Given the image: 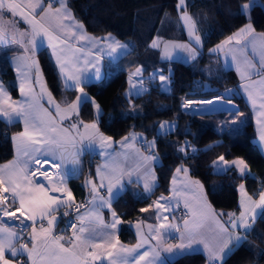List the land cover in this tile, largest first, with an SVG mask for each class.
I'll return each mask as SVG.
<instances>
[{
	"label": "snow or ice",
	"instance_id": "snow-or-ice-1",
	"mask_svg": "<svg viewBox=\"0 0 264 264\" xmlns=\"http://www.w3.org/2000/svg\"><path fill=\"white\" fill-rule=\"evenodd\" d=\"M254 3L255 0H253ZM54 4H59V7H54ZM177 7L184 9L181 20L184 21L188 29L190 39L194 38L195 44L199 46L201 38L195 34V21L187 14L185 0H179ZM249 7L250 4L246 3L242 5V10L247 11ZM6 12L13 18L19 16L29 25V30L19 32V29H14V32L19 33V38L16 35L9 36L6 24L10 26L15 21L8 20L6 22ZM65 21L71 23H65ZM254 31L249 23L211 51L223 52L226 58H231L240 74L242 81L240 87L247 93L254 110L257 108V99L254 98L251 89L256 84L260 85L258 96L261 111L258 114L264 115V34L257 38ZM248 37L252 38L247 39ZM257 39H259V44H257ZM242 40L245 41L243 44ZM44 41H47L48 47L52 48V54L56 57L65 87L73 88L80 93L75 101L66 103L63 108L59 103H55L51 93L47 92L46 86L42 83L38 61L34 59L37 49L42 46ZM79 41L87 43L74 47L73 42L78 43ZM101 41L104 42L103 46H101ZM233 41H235L236 47H229ZM2 44H18L23 49L24 54L15 57L14 62L20 79V93L24 100L18 103L10 102L11 97L4 89L3 84L0 83V117L5 118L8 123H12L14 120L22 121L24 130L12 138L18 145L17 159L9 165L0 166V264H11L10 260L6 259V251L12 257L26 253L31 264H93L95 261H99L100 264H142V262L143 264H171V262L161 259L162 252L179 256L201 249L206 255L207 264H226V259L233 251V247H238L246 240L247 233L253 227L256 219L258 217L264 219V192L259 194L258 201L253 200L251 196L247 195L244 185L241 184V211L239 216L235 213H228V226H226L218 218L224 213H216L207 204L206 198L203 197V186L199 184V181L188 180L185 189L191 191L190 186H194L200 192L197 197L200 202L199 206L193 208L188 198H185L184 208L188 210L185 216H190L191 219H183L182 230L181 226L176 223H167L169 218L161 214L162 210L174 213L180 204L178 197L182 194L187 197V192L182 193L175 187L177 176L181 172L185 176L188 173V168L181 165L176 168V175L173 176L172 198L169 199L162 195L154 202V205H149L150 208L154 206L156 209L157 223L155 225L148 224V231L144 233L141 230L143 222H138L136 224L138 242L131 247L121 244L117 235L121 220L112 211V220L110 223H106L102 216V210L105 208L111 210L113 201L123 194V176L127 175L128 182L131 183L133 173L145 166L137 162L134 168H122L121 163L123 162L118 157L123 156L124 161H127L130 154L107 151V149L113 148L112 139L99 132L97 122L84 124L74 121L68 127H64L63 122L71 120L73 115L78 117L80 105L88 102H91L95 107L97 120L99 119L100 107L94 100L90 101L82 85L102 79L98 64L103 54L112 56L118 49H127L128 46L121 44L111 35L102 38L86 35L83 25L74 21L67 6V0H47L46 6L45 0H0V45ZM151 46L159 48L160 41L154 40ZM249 47H251L253 55H256L257 49H259V68L248 56L247 49ZM58 49L60 53L70 50L72 52L71 59L67 56L62 58L58 54ZM93 49H95V53ZM175 50L186 52L192 60H195L198 55L196 49L190 44L164 42L161 58L172 60ZM238 54L242 59L238 60ZM90 56L93 59H89ZM241 63L244 65L243 70ZM70 69H74L75 74ZM33 70H35V83L40 85L39 96L36 95L33 87ZM157 75L161 82L168 79L163 75L162 70L159 73L154 72L150 79H155ZM253 75L260 76V79L253 81ZM134 77H142L141 68L138 67L135 72L129 75V95H139L145 90L142 87L143 80L134 82ZM45 95H47L48 103L54 109L55 116L40 102ZM217 99H223V97ZM213 103V100H184L182 107L187 109L193 104L211 105ZM81 126L84 129L83 132L80 131ZM172 127L174 126L164 122L160 125L159 131L161 134H165L171 131ZM138 139H140L138 134L130 133L119 144L122 149H131ZM261 140L264 141V135L261 136ZM97 144L101 149L99 155L105 157V163L102 167L97 168L96 174L101 180L100 188H106L108 195L107 198L100 195L93 181L85 182V187L91 186V198L87 201V210L81 213L80 209L86 206H76L77 217L75 221L68 223L65 231L72 229V232L65 240L63 234L56 235L53 231L59 223L56 214L60 212L61 208L71 207L73 197L71 191L66 187L67 181L78 173L80 157L86 151L95 148ZM154 147V140L148 142L149 149ZM178 150L187 155L184 146ZM139 151V149H135L136 154H139ZM193 151L195 150L193 149ZM139 159L157 161L158 157L150 153L147 156H139ZM218 160L224 166L221 167L214 162L220 172H227L232 166H235L242 176L248 174V165L243 160L229 162L223 156H220ZM70 165L71 167H69ZM52 168L58 169L54 173L56 179L49 176V171ZM37 173L44 177L48 183L33 179ZM143 178L144 192L152 193L155 187L154 172L145 167ZM105 180L108 181L107 184L104 183ZM56 193H64L66 198L56 195ZM140 211L146 212L148 209L144 208ZM68 215H70L68 211L63 212V216ZM3 217L19 220V225L6 226L3 223ZM20 217H24V219H20ZM173 220H175L174 215ZM28 221L31 223L29 224ZM209 221L215 226L214 229L208 227ZM45 222L47 227H45ZM16 228H19V231ZM28 228H31V233L27 242L19 243L24 239L23 233ZM240 229L244 230L243 233L239 231ZM173 232L179 233L180 243H167L168 239H175L172 235ZM208 232H212V235L209 236ZM152 241L156 242L155 245L152 244ZM18 243L19 247H17ZM29 244H31V248H29ZM146 245L147 248H145ZM141 249L144 250L141 251Z\"/></svg>",
	"mask_w": 264,
	"mask_h": 264
},
{
	"label": "trees",
	"instance_id": "trees-1",
	"mask_svg": "<svg viewBox=\"0 0 264 264\" xmlns=\"http://www.w3.org/2000/svg\"><path fill=\"white\" fill-rule=\"evenodd\" d=\"M245 1L187 0L186 8L202 36L203 48L195 60L186 61L162 59L159 48L151 46L156 36L188 39L177 7L178 0H68L75 16L88 31L95 35L112 32L130 44V49L119 58L109 74L83 85L91 95L90 101H97L101 106L98 120L101 130L116 138L136 130L147 139H156L155 151L160 160L155 165L158 174L155 190L144 194L135 182H131L113 201L124 218L120 234L127 243L137 240L127 220L144 216L140 210L152 197L169 193L174 171L181 165H187L189 172L202 181L210 201L222 211L240 207V183L245 184L254 198L264 188V154L253 141L256 131L251 108L237 88L229 83L225 68L220 64L207 67L208 62L216 61L211 47L249 20L255 29L264 31V0L252 4L249 13L242 10ZM13 53V47L0 46V76L12 95L18 96L16 75L10 62ZM37 54L54 94L62 96L66 91L68 98H72L76 90L64 88L48 50L40 48ZM138 67L147 81V90L140 95L127 96L129 74ZM158 70L169 74L170 91L162 89L157 76L150 79ZM227 87L236 90L224 93ZM217 97L234 101L236 107L225 109L219 99L214 110L209 112L180 107L182 99L198 101ZM79 114L84 120L94 119L95 107L91 102L82 103ZM170 120L175 121V126L161 134V122ZM20 128L18 122L8 123L0 117V162L14 155L12 134ZM181 146L186 148L187 155L178 150ZM220 156L242 157L249 164L250 172L242 176L236 168L227 172L215 171L214 162ZM86 173H93L92 166L89 169L84 167L79 178L70 180L77 194L83 190ZM168 262L206 264L207 260L202 252L195 251ZM226 264H264V219H256L246 240L233 247Z\"/></svg>",
	"mask_w": 264,
	"mask_h": 264
},
{
	"label": "crops",
	"instance_id": "crops-1",
	"mask_svg": "<svg viewBox=\"0 0 264 264\" xmlns=\"http://www.w3.org/2000/svg\"><path fill=\"white\" fill-rule=\"evenodd\" d=\"M46 4H47V0H45V6H46ZM53 6L54 7H59V4H54ZM67 6H68L69 10L71 11L72 16L74 17V21L77 22V23H79V24H82L83 25V29H84V32L86 33V35L91 36V37H96V38H102V37H106V36L111 35L112 37L115 38V40L119 41L121 44H125V45L128 46L127 49H118L116 53H113L112 54V56H108L107 54H103L101 56V58L99 60L98 66L101 69V77L104 78L107 74H109L110 70L113 67H116L117 61L119 60V58L122 57L130 49L129 42L127 40H125V39L119 38L115 33H112V32L103 33V34H100V35H95V34L91 33L90 31L87 30L85 24L82 21H80L75 16L72 8L68 4V0H67ZM188 15L191 16L190 13H189V11H188ZM8 20H14L15 21V23L12 24V25H10V26L6 24L7 34L9 36L16 35L17 38H19V33L14 32V29H19V32H25V31L29 30V25L26 24L19 16L13 18V17H11V15L9 13L6 12V14H5V21L7 22ZM65 23H71V22L70 21H65ZM247 24H249V22H246L244 25H242L240 28L236 29L229 36H227L224 39H222L219 42H217L212 47V49L216 48L217 45H221L224 41L227 40L228 37L233 36L234 33H237L241 28H243ZM183 25H184V22H183ZM252 27L255 30L254 31L255 37L259 38L261 34H264V31L255 29V27L253 25H252ZM195 29L197 30L196 24H195ZM187 36H188V34H187ZM251 38L252 37H248L247 39H251ZM188 39H189V37H188ZM153 41H154V39H153ZM153 41H152V43H153ZM244 42H245L244 40L241 41L242 44ZM86 43H87L86 41H79L78 43L73 42V45H74V47H79L80 45L86 44ZM202 43H203V40H202ZM103 44H104V42L101 41V46H103ZM257 44H259V39H257ZM0 46H2V47H13L14 48V53L10 56V62H11V65H12V67L14 69V72H15V75H16V80H17L18 90H19L18 96L12 95V92L10 91V89L7 86V84L5 83V81L1 78V76H0V83L3 84L4 89L8 92L9 96L11 97V101L10 102H16V103L21 102V101L24 100V97H22L21 96V93H20V79H19L18 73L16 71V65H15V62H14V58L17 57V56L23 55L24 54L23 49L18 44H2ZM61 47H63V46H61ZM229 47H236L235 41H233L232 44L229 45ZM40 48H46L48 50V52L50 53L52 59L55 62V65L57 67V70H58V73H59V76H60V68L57 65L56 57L53 56V54H52V48L48 47L47 41H44V43L42 44V46L39 47L37 49V51ZM37 51L35 53L34 59L36 61H38V66H39L40 73H41V77H42V83L46 86L47 92H50L51 93L52 98L55 101V103H59L61 105V107L63 108L66 103H71V102L75 101L76 100V96L79 93L77 90H76L75 95L72 98H68V93H66V91H64V93L62 94V96H57L56 94H54V92L51 90V88L49 87V85H48V83L46 81V78H45V75H44V70H43L42 65H41V63L39 61ZM247 51H248L249 58L252 59L253 62L256 63L257 68H259L260 67V65H259V59L260 58H259V54H258L259 49H257V54L256 55H253L251 47H249L247 49ZM93 52L95 53V49H93ZM212 53L214 54V57L215 58H216V56H218L219 60L225 65L226 70H227V74H228V77H229V83L237 88L238 92L244 97V99L247 101L248 105L250 106L251 111H252V115H253V120H254V127H255V131H256L255 132V136L253 137V141L256 143V145L259 147V149L261 150V152L264 154V141L261 140V136L264 135V115H259L258 114V112L261 111L259 109V96H258V93H259V90H260V85L259 84H256L251 89L253 91L254 98L257 99V108H256V110H254L253 107H252L251 101H249V99H248L247 93H245L244 90L240 87V85L242 83L241 78H240V74L237 72L236 65L232 63L231 58L230 57H227L226 58L223 52H219V53L212 52ZM58 54L62 58H64L65 56H67L69 59H71V57H72V52L70 50H68V51H66L64 53H60L59 52V49H58ZM29 55H31V53H29ZM77 55H80V53H77ZM89 59H93V57L90 56ZM240 59H242V58L238 54V60H240ZM241 69L242 70L244 69V65L242 63H241ZM70 70L73 71V73L75 74V70L74 69H70ZM131 73H133V72H131ZM34 76H35V70H33V87L35 89L36 95L39 96V94H40V85L35 83ZM60 78H61V76H60ZM128 79H129V77H128ZM140 79L143 80L142 87L145 89L144 91H142L140 93V94H142V93H144L147 90L148 84H147L146 79H144L143 74H142V77H134L133 78L134 82L135 81H138ZM259 79H260V76H257V75H253L252 76V80L253 81H258ZM61 80H62V84H63L64 88H66L63 79H61ZM93 81H95V80H93ZM69 83H72V82L69 81ZM160 84H161V81H160ZM137 86L139 87L140 85L138 84ZM161 87H162V85H161ZM66 89H73V88H66ZM162 89H163V87H162ZM129 90H130V85L128 83V86H127V89H126V95L127 96H132V95H129L128 94L129 93ZM164 90L165 91H170V83H169V88L168 89H164ZM84 91L87 93V96L88 97H91V95L85 89H84ZM227 95H230V94H227ZM221 101L227 103L226 104L227 107H230V108H235L236 107V103L234 101H232V100H224L223 99ZM40 102H41V104L43 105L44 108H47L49 111H52L53 112V115L55 116V112H54V109H53L52 105H50L48 103L47 95H45L44 98H43V100H41ZM5 107H7V105H5ZM80 107H81V105H80ZM79 113H80V108H79ZM95 113H96V109H95ZM100 113H101V108H100ZM98 120H97V117H95L94 119H91V120H84V119H82L80 117V114H79L78 117H76L75 115H73L72 118H71V120H65L63 122V126L64 127H68L69 124L71 122H74V121H80V122H83L84 124H91L93 122H97L98 128H99V132L102 133L105 137H111V139H112L113 148L112 149H107V151H109V152L115 151L116 153L128 152L130 154L129 155V158L127 159V161H124V157L123 156L118 157V159L123 162V163H121V167L122 168H125V169H127V168H134L135 167V164L137 162H139L140 164L144 165L146 168H150L154 172V174H155V187L153 189V191H154L155 188H156V185L158 183V174L156 172L155 165L159 162L160 157H159L158 153L155 151V147L152 148V149H149L148 148V142H152L154 140L155 141V145H156V139L155 138H149V139H147L139 131H136V130H132V131H130V132H128V133H126V134H124V135L116 138V137L112 136L111 134H108V133L102 131L101 128H100V126H99V121ZM13 122H18L21 125V128L12 134V138L17 133L22 132L24 130V125H23V122L22 121L14 120ZM164 122H168L170 125L175 126V121L174 120L163 121V122H161V124L164 123ZM159 128H160V126H159ZM80 131L81 132L84 131V129H83L82 126L80 127ZM130 133H136V134H138V136L140 137V139H138L133 144V147L131 149H122L121 146H120V144H119V142L124 137L129 136ZM77 139H79V137H77ZM12 144H13V149H14V155L11 158H9V159H7L5 161H1L0 162V166L9 165V164H11L12 162H14L17 159V147H18V145L16 143H14L13 139H12ZM135 149H139L140 150L139 151V154H136L135 153ZM100 151H101V149H100L99 145L97 144L95 148L90 149L89 151H86L80 157V165H79L78 173L75 176H73L72 178L68 179L67 185H66L67 189L70 190L71 193H72V197H73L72 202H74L80 195L81 196H84L88 200L91 198V196H90L91 186H89V187H85L84 186L85 185V182L87 180L93 181L96 184V186H97V188L99 190V194L102 195V196H104L105 198H107V195L108 194H107L106 188H100L101 180H100V178L96 174L97 168L98 167H102L104 165V163H105V157L99 155V152ZM150 153L151 154H154L156 157H158V160L157 161H143V160H140L139 159V156H147ZM229 159H231V158H229ZM90 166H92V168H93V173H91V174L86 173L83 176V190H82V192L80 194H77L73 190V188L71 187L70 180L73 179V178H79L80 175H81V173H82L83 168L84 167H87V169H89ZM36 167H39V165H36ZM45 167H47V165H45ZM69 167H71V165ZM145 167L140 168L138 172H134L133 175L131 176V180H132V182H135L140 187L141 191L144 194H149V193H145L144 192V178H143V175H144ZM184 167H186V166H184ZM186 168H188V167H186ZM231 168H235V166H232ZM57 171H58V169H55V168L50 169L49 176L52 179H56L54 173H56ZM248 172H250V171H248ZM174 175H176V170L174 171L173 176ZM138 178H140L139 179V182H137V179ZM33 179L42 181L45 184L48 183V181H45L44 180V177L40 176L39 173H37L36 176L33 177ZM172 180H173V177H172ZM188 180H191V181H199V184L203 186V189H202V191H203V197L206 198L207 204L210 205L211 206V209L214 210L216 213H224L223 216L218 217V218L221 220L222 223H225L226 226H228L227 225V221H228V215L227 214L228 213H235V214H237V213H239L241 211V208L240 207L237 210H228V211H222L221 209L216 208L212 204V202L210 201V199H209V197H208V195L206 193V190L204 188L203 183L197 177H195L194 175H192L189 172V169H188L187 176H185V174L183 172H181L177 176V183H176L175 187L177 188V190H181L182 193L183 192H187V197H185L183 194L180 197H178V199L180 200V204L179 205H184V199L185 198H188L189 203H190V205L193 208H196V207L199 206V203L200 202L198 201L197 197L200 195V192L194 186H190L192 188L191 191L186 190L185 189V184H187ZM128 181H129V177L127 175H124L123 178H122V183L124 184V190L130 184ZM104 183L107 184L108 181L105 180ZM172 188H173V184H172V181H171V187H170L169 193H167V194H161V195L152 197L150 199V201L146 205H144L142 207V209H144V208H147L148 209V211L144 212V216H137V217H134V218H129L127 220V222L129 223V225H131L133 227L135 233L137 232L136 224L138 222H143L141 224V230L144 233H147V231H148V229H147V225L148 224L155 225L157 223V220H156V209H155L154 206L150 208L149 205H154V202L159 197H161L162 195L165 196V197H168L169 199H171L172 198V191H171ZM263 189H262V191H263ZM245 192L247 193L248 196H251L253 198V200H256V201L259 200V196L257 198H254L247 190H245ZM56 195H62V196H65V198H66V194H64V193H56ZM240 196H242L241 191L239 192V201H240ZM161 203H164V201H161ZM16 206H18V205H16ZM85 206L86 207H83L82 210L80 211L81 213H83L84 211L87 210V206L88 205L86 204ZM60 210H61V213L60 214H58V213L56 214L58 216L59 223L54 228L53 231H54V233L56 235L63 234L65 236V240H66L68 238V236L71 235V234L67 235V234L64 233V224H63V221H64V219L67 216H63V212L66 211V208H61ZM112 211H114L116 213L117 217L121 220V223L118 225V232H117V235H118V238H119L120 243L123 244V245H125V246H129V247L134 246L138 242V238H137V240L134 243H127L121 237L120 232H121L122 224L124 223V218L121 215V213L115 208V206H114L113 203H112V206H111V210H109L108 208H105V209L102 210V216H103L104 221L106 223H110L111 222V220H112V215H111ZM161 214L168 216L169 219H168L167 223H176V224H178V225L181 226V230H182L183 220L181 222H179L177 219L173 220V213L172 212H169V211H163L162 210ZM17 216H19V213H17ZM20 218L24 219V217H20ZM186 218L191 219L190 216H187ZM3 223L6 226H13V227H15L17 225V224L11 223L5 217H3ZM28 223L30 224L31 222L28 221ZM45 227H47V223L46 222H45ZM208 227L211 228V229H214L215 228V226L213 224H211L210 221H209ZM37 228H39V225H37ZM16 230L19 231V228H16ZM239 231L241 233H243L244 230L243 229H240ZM30 233H31V228H28L27 230L24 231L23 234L26 235L27 237H29L30 236ZM172 235L175 237V239H171L170 238V239H168L167 243H171V244L180 243L179 233L173 232ZM208 235L211 236L212 235V232H208ZM24 242H26L24 239L21 240V241H19V243H24ZM19 243L17 244V247H19ZM155 243H156L155 241H152V244L153 245H155ZM29 248H31V244H29ZM145 248H147V245L145 246ZM143 250L144 249H141V251H143ZM198 251H200V252L203 253L202 249L201 250H198ZM176 257L177 256L172 255V254H169V253H164V252L161 253V259L164 260V261H166V262H168V261H170V260H172V259H174ZM205 257H206V255H205ZM6 259L10 260L11 264H31V261L28 260L26 253L24 255H18L17 257H12L6 251ZM93 264H100V262L99 261H95V262H93ZM142 264H143V262H142Z\"/></svg>",
	"mask_w": 264,
	"mask_h": 264
},
{
	"label": "rangeland",
	"instance_id": "rangeland-1",
	"mask_svg": "<svg viewBox=\"0 0 264 264\" xmlns=\"http://www.w3.org/2000/svg\"><path fill=\"white\" fill-rule=\"evenodd\" d=\"M256 1H261V0H255V2ZM186 2H187V0H185V5H186ZM178 3H179V0H178ZM250 4V7H251V5L253 4V0H246L245 2H243V4L242 5H244V4ZM250 7H249V9H250ZM249 9L247 10V11H245L246 13H249ZM184 11V9H180V14L182 15V12ZM186 11H187V14H188V10H187V8H186ZM184 22V21H183ZM249 23H251L252 25H253V22L251 21V20H249L248 21ZM184 26H185V24H184ZM254 26V25H253ZM238 28H240V27H238ZM237 28V29H238ZM185 29H186V32H187V34H188V29H187V27L185 26ZM195 34L196 35H198V36H200V38H201V44L199 45V46H197L196 44H195V41H194V38L193 39H190V37H189V34H188V37H189V39H186V40H182V39H178V38H161V37H159V36H156L155 38H154V40H159L160 41V47H159V50H160V54H161V56H162V52H163V49H164V42H175V43H181V44H190V46L191 47H193V48H195L196 49V51H197V53H198V55L202 52V36H201V34H200V32L198 31V29L195 31ZM214 46V45H213ZM212 46V47H213ZM212 47H211V49L210 50H212ZM174 58L173 59H175V58H180V59H183V60H186V61H192V59H190L189 57H188V54L186 53V52H181L180 50H175V52H174ZM197 55V56H198ZM218 61V62H217ZM216 64H220V66L221 67H223V68H225L226 69V67H225V65L219 60V58H218V56H216V61H211V62H208V68L209 67H217V65ZM140 68V67H139ZM136 71V69L133 71V72H135ZM159 71H161V70H158L156 73H159ZM163 72V75L165 76V77H167L168 79L166 80V81H164V82H161V85H163V89H168L169 88V83H170V76H169V74L167 73V72H165V71H162ZM207 72H209V73H213L211 70H208L207 69ZM157 77L159 78V75H157ZM235 88H233L232 89V87H227L226 89H225V91H224V93H232V91L234 90ZM228 90H232L231 92H229ZM236 90V89H235ZM78 95H80V93H78L77 94V96ZM76 96V97H77ZM201 99H204V98H201ZM182 100H188V99H182ZM181 100V101H182ZM205 100H213L214 101V103H213V106L211 107V110L210 111H212V110H214V107L217 105L216 103H218V101H217V98H212V99H205ZM205 100H198V101H205ZM220 100V102L222 103V104H224V107L223 108H225V109H229L230 107H227V103H225V102H223V101H221V100H223V99H219ZM95 103L96 104H98L99 105V107L101 108V106H100V104L97 102V101H95ZM182 102H180V107H181V109H183V110H186L185 108H183L182 106ZM223 108H221V109H223ZM217 110H220V109H217ZM191 111V110H190ZM203 112H205V111H203ZM206 112H209V111H206ZM219 158V157H218ZM218 158L215 160V162L217 163V164H219L221 167H224L223 166V164H222V162H220L219 160H218ZM224 159L225 160H227V161H229V162H231V161H234V160H243L247 165H248V171H250V167H249V164L242 158V157H234V158H231V159H229V158H226V157H224ZM184 166H186L187 167V165H184ZM214 170L215 171H218L217 170V167H216V165H214ZM219 172V171H218ZM199 179V178H198ZM200 180V179H199ZM201 181V180H200ZM202 182V181H201ZM241 184H243L244 185V191L245 190H247L246 189V186H245V184L244 183H240L239 184V186H238V189H239V192L241 191L240 190V185ZM262 192H264V189H263V191ZM240 201H241V196H240ZM257 211H259V209H257ZM240 213V212H239ZM239 213H237L236 215L237 216H239ZM175 219H177L176 217H175ZM184 218H182L181 220H178L179 222H181L182 220H183Z\"/></svg>",
	"mask_w": 264,
	"mask_h": 264
},
{
	"label": "built area",
	"instance_id": "built-area-1",
	"mask_svg": "<svg viewBox=\"0 0 264 264\" xmlns=\"http://www.w3.org/2000/svg\"><path fill=\"white\" fill-rule=\"evenodd\" d=\"M183 101V100H182ZM181 101V102H182ZM88 199L85 198L84 196H79L74 202H72L71 207L66 208V211H68L70 213V215H68L64 221V233L69 235L72 232V229H67V231H65V229L67 228V225L70 221H75L76 217H77V212L75 211L76 206L77 205H86L87 204ZM83 208V207H82ZM82 208L80 209V211L82 210ZM187 209L184 208V205H179V207L176 209V211L173 213V215L178 219H182V218H186L187 216H185V214L187 213ZM61 213V210L58 214ZM7 218L11 223L13 224H17L19 225V220H14L13 218H9V217H5ZM22 219V218H20ZM24 240L27 242L28 237L26 235H24Z\"/></svg>",
	"mask_w": 264,
	"mask_h": 264
},
{
	"label": "bare ground",
	"instance_id": "bare-ground-1",
	"mask_svg": "<svg viewBox=\"0 0 264 264\" xmlns=\"http://www.w3.org/2000/svg\"><path fill=\"white\" fill-rule=\"evenodd\" d=\"M212 106H213V104H211V105H208V104H193L189 108H187L186 110L205 111L206 112V111H210Z\"/></svg>",
	"mask_w": 264,
	"mask_h": 264
},
{
	"label": "water",
	"instance_id": "water-1",
	"mask_svg": "<svg viewBox=\"0 0 264 264\" xmlns=\"http://www.w3.org/2000/svg\"><path fill=\"white\" fill-rule=\"evenodd\" d=\"M199 112H203V111H199Z\"/></svg>",
	"mask_w": 264,
	"mask_h": 264
}]
</instances>
